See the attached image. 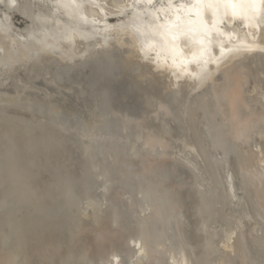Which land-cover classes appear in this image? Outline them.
<instances>
[{
	"label": "bare ground",
	"instance_id": "obj_1",
	"mask_svg": "<svg viewBox=\"0 0 264 264\" xmlns=\"http://www.w3.org/2000/svg\"><path fill=\"white\" fill-rule=\"evenodd\" d=\"M195 5L0 0V264H264V5Z\"/></svg>",
	"mask_w": 264,
	"mask_h": 264
},
{
	"label": "rangeland",
	"instance_id": "obj_2",
	"mask_svg": "<svg viewBox=\"0 0 264 264\" xmlns=\"http://www.w3.org/2000/svg\"><path fill=\"white\" fill-rule=\"evenodd\" d=\"M14 130H15V131H14ZM14 130H11V134L13 135V133H14V136H12V135H10V133H8V135H10L11 137L9 136V137H10V138H9V137H7L8 135H5L6 138H3V139H2V141H3V140H4V141L6 140V141L9 143L8 146L10 147V149L7 148V151H8V150L11 151V152H10V151H9V152H6V151L4 150V148H3L2 150H4V152L2 151V153H1V156H2V158H3L2 160H3V162H4L5 165L7 164V165H6V169H7V167H8V169H9L11 166L9 167V165H8L9 163H8V162H9V161L11 160V158H12V156H11L10 154H14V155H16V154L13 153V152H16V151L19 152L20 149H21V152H19L18 154H20L21 158H22V156H23L24 158H22V159L20 158L21 160H18V161H17V159L19 158V157H18L19 155H18V156L16 155V157H18L17 159L15 158V159H16V163H17V166H16V164H13V165H15L14 168H13V166H12V167L10 168L11 170L9 169L8 172H9L10 174H12V175H16L18 172H21V171L23 172V171H24V172L21 174V176H23V175H24L25 173H27V172H28L27 175H29V173H30V174H31V175H30V178L32 179L33 182H30V180H29V181H25V182H26V183L28 182V184H29L28 187H29V188H32V189L30 190V191H32L31 193L36 194V193L39 191V190H38V189H39L38 187H40L39 185L42 186V184H43V180L41 179L40 176H42V175L44 176V173H45V175H46V171H44V170H46V165H45L46 162L44 161V160L46 159V157L43 155L44 157H43V158H40V157H42V156H38V155L41 154V153H40V152H39V154H38V153H35V152H37V151H35V149H31V148H35V147H33V146H35V145H32V147H30V146H31L30 143H32V142L34 143V141L32 140L33 138L31 139L32 141L29 139V137L31 138V135L28 136L29 133H27L25 130H22V128H14ZM20 130H21V131H20ZM9 131H10V130H9ZM12 132H13V133H12ZM25 133H27V134H25ZM17 134H18V135H17ZM19 135H20V136H19ZM22 136L25 137V139H23ZM26 136H27V139H26ZM3 137H4V136H3ZM20 137H21L22 139H21ZM10 139H11V140H10ZM15 139H16L17 141L21 139L19 142H22V141H25V142H22V144H23V145H22L21 143L16 142ZM13 140H14V141H13ZM2 141H1V144H2L1 147L3 146V147H5V149H6V146H7L6 144H7V142L5 141V142L2 143ZM26 141H28V142L31 141V142L28 143V142H26ZM11 142H12V143H11ZM4 143H5V144H4ZM10 143H11V144H10ZM25 143H26V144H25ZM33 143H32V144H33ZM13 144H14V147H15V148L12 147ZM24 144H25V145H24ZM27 144H29V146H28ZM19 145H20V147H19ZM16 146H17V147H16ZM24 146H26V147H24ZM11 147H12V148H11ZM18 147H19V149H17ZM12 149H14V150H16V151H13ZM24 149H26V150H24ZM27 149L30 150V153H31L33 156H32L31 154H27V155H26V153L29 152V151L27 152ZM32 151H33L34 153H32ZM9 153H10V154H9ZM8 154H9L10 156H9ZM21 154H22V155H21ZM34 154H36V155L38 156V157H37V156L35 155V157H36V158H35L36 161H34V159H33V158H34ZM6 156H9L10 158L8 157V158H9V159H8ZM29 157H30V158H29ZM31 157H32V158H31ZM5 158H7L8 160L5 159ZM27 158H28L29 160L32 159L31 161H29V160H28V161H29V163L31 162L33 165L28 164ZM38 158L41 160V162L38 161ZM25 159H26V160H25ZM42 159H43V160H42ZM12 160H14V156H13V159H12ZM12 160H11V161H12ZM22 160H23V162H25V164H26V162H27V166H26L23 162H20L19 164H20L22 167L25 165V166L23 167V170H22V167H21V168H20L21 170H18V172H15L16 170L12 171L13 169H18V168H19L20 165L18 166V162H19V161H22ZM14 161H15V160H14ZM14 161H13V163H15ZM33 161H34L35 164L33 163ZM6 162H7V163H6ZM37 162H38V163H37ZM10 163H12V162H10ZM40 163H41V164H40ZM23 164H24V165H23ZM34 165H35V166H34ZM37 165H39L40 168H39V166H37ZM42 165H43V166H42ZM31 166L34 167V171L32 170L33 168H32ZM41 166H42L43 168H42ZM17 167H18V168H17ZM25 167H26V168H25ZM29 167H31V168H29ZM28 168H29V169H28ZM8 169H7V170H8ZM25 169H26V170H25ZM38 169H39V170H38ZM48 169H49V166H48ZM48 169H47V170H48ZM36 170H37V171H36ZM30 171H32V172H30ZM39 171H40V172H39ZM35 172H37V173H35ZM43 172H44V173H43ZM13 173H14V174H13ZM15 173H16V174H15ZM32 173H35L36 176L33 175ZM40 173H41V174H40ZM39 174H40V175H39ZM27 175H26V177H28V178H26L25 175H24V177H25L26 179H29V176H27ZM32 175H33V176H32ZM38 175H39V177H38ZM17 176H18V175H17ZM31 176H32V177H31ZM43 176H42V177H43ZM19 177H20V176H18L17 178L20 179L21 182H23L24 180H26V179H24V180L22 181L21 178H19ZM34 177L36 178L35 180H33ZM22 179H23V177H22ZM40 179H41V181H40ZM36 180H38L39 182L36 181ZM29 182H30V183H29ZM37 183H39V184H37ZM40 183H41V184H40ZM30 184H31V185H30ZM33 184H35V185H33ZM36 185L38 186V187H37V188H38L37 191H36ZM30 186H31V187H30ZM32 186H34V187H32ZM33 190L35 191V193H34ZM23 221H24V220H23ZM23 221H22V222H23ZM32 224H33V223H32ZM30 225H31V224H30ZM33 225H34V224H33ZM30 232H31V231H30ZM30 232H28L29 234L26 233V236H25V242H26V237H27V239H29V238L31 237V233H32V236L35 237V239H34L33 237H31L32 240H31V238H30V240H27V242L29 241V243H30V244L27 243L28 246H29V250H28L29 254H28V255H30V256L32 255L31 257H33V258H34V257H37V258H34L35 260L39 258V259H40V262H41L43 259L45 260L46 256H47L46 259L48 260V259L50 258L49 256L52 255L51 253H53V251H54L55 249L52 250V252H50L49 255H48V254L46 255V253H47L46 250H50V249H52L53 247H51L50 249H45V247H43V246L46 245V243H43L44 245L41 244V243H39L41 240H40L39 242H38V240H37V243H39V244L36 243V245H32V244H31V241H34V242L36 241V236H35V235H36V233H38V232H37V231H36V232H35V231H34V232L32 231L31 233H30ZM43 233L49 235V234L46 233V232H43ZM27 234H28V235H27ZM33 234H35V235H33ZM39 235H40V233H39ZM39 235L37 236V237H38L37 239H43V238H49V237H50V236H47V235H46V237H45V236L43 235L44 237L41 238L42 235H41L40 237H39ZM28 236H29V237H28ZM33 239H34V240H33ZM43 240H44V239H43ZM43 240H42V241H43ZM32 243H33V242H32ZM51 243H52V242H51ZM56 243H57V242H56ZM34 244H35V243H34ZM40 244H41V245H40ZM52 244H53V243H52ZM31 245H32V246H31ZM55 245H56V244H55ZM51 246H52V245H51ZM36 247H37V248H36ZM38 248H40V249H38ZM41 248H42L43 250H42ZM46 248H47V246H46ZM48 248H49V247H48ZM34 249H37V250L35 251ZM37 251H38L40 254H38ZM41 251H42V252H41ZM50 251H51V250H50ZM45 252H46V253H45ZM48 252H49V251H48ZM34 253H35V254H34ZM36 253H37V255H36ZM44 253H45V254H44ZM41 254H42L43 256H45V255H46V256H45L44 258H42V257H40ZM33 255H34V256H33ZM39 255H40V256H39ZM30 256H28V257L31 259ZM48 257H49V258H48ZM33 258H32V259H33ZM49 260H50V259H49ZM49 260H48V261H49ZM48 261H43L42 264H44V263L47 264L46 262H48ZM31 262H33V261H31ZM35 262H36V261H35ZM40 262H37L36 264H38V263H40ZM27 264H29V261L27 262ZM34 264H35V263H34Z\"/></svg>",
	"mask_w": 264,
	"mask_h": 264
},
{
	"label": "snow or ice",
	"instance_id": "obj_3",
	"mask_svg": "<svg viewBox=\"0 0 264 264\" xmlns=\"http://www.w3.org/2000/svg\"><path fill=\"white\" fill-rule=\"evenodd\" d=\"M257 4L264 5V0H196V9H197V15H200V12L207 8L210 9L213 13L214 17H217L213 20L211 27H209L202 19H200L199 23L203 29V36L200 39V43L203 44L205 40H208L211 42V33L212 31H219L218 24L223 22L222 17H218V10L220 7H224L225 10L228 8H231L232 15L236 16L238 11L242 12L245 7L251 6L255 7ZM180 33L179 26H177V32L173 34V41L177 39V36ZM191 38V37H190ZM223 46L221 47V51H223ZM172 51L174 55H178L177 47L175 44L172 45ZM175 62V61H174Z\"/></svg>",
	"mask_w": 264,
	"mask_h": 264
},
{
	"label": "water",
	"instance_id": "obj_4",
	"mask_svg": "<svg viewBox=\"0 0 264 264\" xmlns=\"http://www.w3.org/2000/svg\"><path fill=\"white\" fill-rule=\"evenodd\" d=\"M11 84L9 83V84H5V85H3V86H1L0 87V89L1 88H3V90H2V92H4V91H6L7 93H10V94H13V91H12V89H11ZM28 90V89H27ZM27 92H29V90L27 91ZM30 93V92H29ZM33 100V99H32ZM31 100V101H32ZM30 101V102H31ZM32 105H27V107L29 108V110L32 112V114L37 118V119H40V121L41 122H44V121H47L48 120V116L46 115V114H43L42 113V109H41V111H39V109L41 108V106L40 105H38V104H35L33 101H32ZM45 124H47V123H45ZM48 125V124H47ZM14 128H22L23 130H25L27 133H29L26 129H24L23 127H20V126H15V125H9V126H6L5 128H4V131H3V135L5 136V134H8L9 132H11V130L12 129H14ZM10 130V131H9ZM32 137V136H31ZM4 138V137H3ZM33 138V137H32ZM31 138V139H32ZM30 139V140H31ZM32 141V140H31ZM68 145V144H67ZM64 146H65V143H64ZM73 149V148H72ZM74 150V149H73ZM0 152L2 153V147H1V142H0ZM41 152V151H40ZM43 153V152H42ZM43 154H45L46 155V153H43ZM2 157V156H1ZM2 163H4L3 162V160H2ZM5 165V164H4ZM6 166V165H5ZM54 168V167H53ZM65 168V167H64ZM50 169H52V168H49V171H50ZM67 175V173L65 172V174L63 175V177L64 176H66ZM18 179V178H17ZM62 183L64 182V181H61ZM25 185H27V186H29V184L28 183H25ZM28 189H29V187H28ZM29 193H30V189H29ZM38 193V192H37ZM37 193L36 194H33V193H30L29 195V197L31 198V199H35L36 198V195H37ZM2 212H4V209H2L1 210ZM19 222V221H18ZM25 236H26V234H25ZM23 238V237H22ZM24 241H25V237H24Z\"/></svg>",
	"mask_w": 264,
	"mask_h": 264
}]
</instances>
